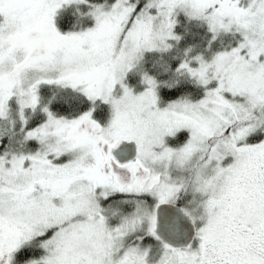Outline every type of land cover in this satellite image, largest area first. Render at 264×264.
Instances as JSON below:
<instances>
[{
	"label": "snow or ice",
	"instance_id": "obj_1",
	"mask_svg": "<svg viewBox=\"0 0 264 264\" xmlns=\"http://www.w3.org/2000/svg\"><path fill=\"white\" fill-rule=\"evenodd\" d=\"M0 264H264V0H0Z\"/></svg>",
	"mask_w": 264,
	"mask_h": 264
}]
</instances>
